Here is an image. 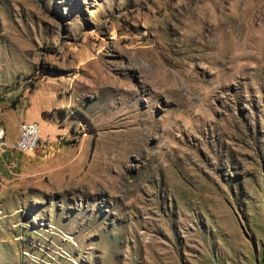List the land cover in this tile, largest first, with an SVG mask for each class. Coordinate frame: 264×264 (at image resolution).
Instances as JSON below:
<instances>
[{
	"label": "rangeland",
	"instance_id": "1",
	"mask_svg": "<svg viewBox=\"0 0 264 264\" xmlns=\"http://www.w3.org/2000/svg\"><path fill=\"white\" fill-rule=\"evenodd\" d=\"M1 131L0 264H264V0H0Z\"/></svg>",
	"mask_w": 264,
	"mask_h": 264
},
{
	"label": "built area",
	"instance_id": "2",
	"mask_svg": "<svg viewBox=\"0 0 264 264\" xmlns=\"http://www.w3.org/2000/svg\"><path fill=\"white\" fill-rule=\"evenodd\" d=\"M36 125L35 122L23 121V128H19V139L24 141L23 151L25 153L32 152L39 145V143L34 142ZM3 146H7V144H3Z\"/></svg>",
	"mask_w": 264,
	"mask_h": 264
},
{
	"label": "bare ground",
	"instance_id": "3",
	"mask_svg": "<svg viewBox=\"0 0 264 264\" xmlns=\"http://www.w3.org/2000/svg\"><path fill=\"white\" fill-rule=\"evenodd\" d=\"M21 128H23V126ZM39 133H40L39 132V127L36 125V130H35V134H34V142L35 143H39L40 142ZM3 144H7V143H6V140L4 139V133L1 131L0 132V149L5 151L8 148V145L7 146H3ZM12 148H14V150H16V151H18L20 153H25L23 151V149H24V141H23V139H19V133H18L17 140L13 144Z\"/></svg>",
	"mask_w": 264,
	"mask_h": 264
},
{
	"label": "crops",
	"instance_id": "4",
	"mask_svg": "<svg viewBox=\"0 0 264 264\" xmlns=\"http://www.w3.org/2000/svg\"><path fill=\"white\" fill-rule=\"evenodd\" d=\"M28 119V118H27ZM27 121H29V119L27 120ZM33 121H35V120H33ZM16 139V138H15ZM11 142V141H10Z\"/></svg>",
	"mask_w": 264,
	"mask_h": 264
}]
</instances>
